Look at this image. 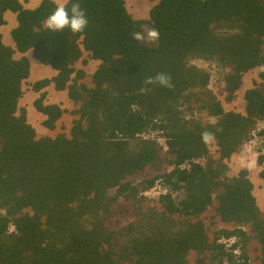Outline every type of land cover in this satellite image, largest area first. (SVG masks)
<instances>
[{
    "label": "trees",
    "instance_id": "1",
    "mask_svg": "<svg viewBox=\"0 0 264 264\" xmlns=\"http://www.w3.org/2000/svg\"><path fill=\"white\" fill-rule=\"evenodd\" d=\"M79 2L89 24L73 34L42 27L53 0L34 8L0 0V24L6 10L17 20L10 30L14 47L0 34V264H249L251 238L257 264H264V211L248 170L228 175L226 162L256 131L264 132L256 126L264 116V0H157L142 19L131 16L124 0ZM147 28L159 32L153 46L141 41ZM30 49L56 71L29 84L38 92L32 104L44 114L42 125L53 130L66 111L45 102L49 84L78 102L67 134L36 136L19 104L30 62L14 52ZM81 57L100 60L89 81L75 66ZM190 58L216 61L217 68H208L217 74L230 68L226 100L241 88L245 71L262 67L259 81L243 92V110L225 109L208 88L210 72ZM159 72L171 77V88L144 84ZM183 103L216 123L186 118ZM204 131L212 138L203 140ZM212 140L216 157L209 153ZM256 163L264 181V152ZM147 168L162 173L136 180ZM157 181L167 190L156 198L161 208H141L140 192ZM119 197L134 199L135 214L113 229L106 221ZM214 198L210 223L217 217L234 227L210 237L204 221L191 217ZM231 237L236 240L225 247L221 239Z\"/></svg>",
    "mask_w": 264,
    "mask_h": 264
},
{
    "label": "rangeland",
    "instance_id": "2",
    "mask_svg": "<svg viewBox=\"0 0 264 264\" xmlns=\"http://www.w3.org/2000/svg\"><path fill=\"white\" fill-rule=\"evenodd\" d=\"M157 0H137L133 4V8L129 9L128 11L130 12L131 16L135 19H142V18H148L149 14V9L150 7L156 3ZM146 2H149L148 7L146 12H143L142 8L146 6ZM141 38L145 44L147 45H155L156 44V39H151L150 37V30L145 29L143 32H141ZM88 53L84 52L83 57L87 58ZM90 59V63L87 67L89 68H96L97 67V60L88 57ZM32 62V68H30L32 76L33 77H45V76H50L52 75L54 69L51 68L48 65H45L38 61L37 59L33 60ZM88 61V60H87ZM82 61H77L78 65H82L84 63H87ZM204 61H208L207 59L205 60H198L194 59V63L197 64L198 66H201L204 70H206V64ZM209 61H214V60H209ZM216 62V61H214ZM77 65V66H78ZM219 66V65H218ZM211 68V67H210ZM217 68V64L215 66ZM224 72H225V66L224 68L221 67ZM262 69V67H254L251 68L247 71L244 72L242 76V85L241 88L236 91V93L233 95L231 99L225 98V95L227 94V91L225 90V79L224 76L227 72H225L224 75L222 74H217L216 71L210 72V78H209V83H208V88L210 91H212L213 94L220 100L221 104L225 107V109H233V110H243L244 108V100H243V90H245L248 87H252L254 85L253 80L259 81V76L258 73ZM227 70V68H226ZM230 71V69H229ZM90 75L87 74L84 78L81 80L89 81L90 80ZM31 81L25 80L23 84L24 92L22 97L19 99V104L20 106H24L26 109V115H27V120L35 126L36 130V136H44V135H49V136H55L59 132H65L66 134L68 133L69 126L72 124V121L74 118L77 117L76 114L73 113V111L78 107V102H74L72 99H70L67 95L66 90H55L53 86L45 87L43 88L46 91V97H45V102H56L59 103L62 108H64L66 111L62 113L61 117L57 121V124L53 130L47 129L42 125L41 119L39 118L38 111L35 110L32 101L34 99V96L36 97L38 95V92L33 91L30 89L29 84ZM230 100V101H228ZM181 108L183 110V113L186 115V118H191V117H197L202 120H208V121H213L214 116L209 115L207 111L204 110H199L193 105L191 108L188 106L186 103H183L181 105ZM257 127L261 130H264V117L258 120L257 122ZM155 135L153 133H149V136ZM143 136H148V133H144ZM263 138V141L260 143V139ZM160 143H163V138L158 137ZM131 140L130 142H132ZM213 141V140H212ZM254 143V144H253ZM210 155L212 157L217 156V146L215 145V142H210L208 145ZM264 149V132L263 134L260 133L259 131H256V136L254 137V140L252 143L250 142H245L241 148L232 154L229 159L226 160L228 166H229V171L228 175H233L236 174L239 170L246 168L248 170V176L253 182V192L254 195L256 196L259 207L261 211H264V205H262V202L264 201V182L261 180V178L258 176V171L260 169V166L256 163V158L259 155V152ZM164 149L162 148L160 152L163 153ZM200 162L204 163V159H200ZM167 165L166 161H163L161 163L162 167H165ZM170 166V165H167ZM162 173V169L160 168H147L143 173L136 175V180L140 178L141 176L144 175H150V174H160ZM135 180V181H136ZM160 181H157L154 183V185L149 188L148 190H145L143 192H140V194L143 195V200L141 203V208H146L148 207H155L156 209H160V205L156 202V198L159 193H162L165 190V186L161 185L159 183ZM179 193V192H176ZM175 194V193H174ZM214 202L215 198L213 200V203H211L203 212H201L198 216H192L191 218L194 220L196 218H201L205 225L208 226V233L209 236H212V233L215 229L224 227V228H233V224L231 223H224L220 221L217 217H215V222L210 223L211 219V214L213 213V208H214ZM134 199L131 198H123L119 197L117 202L114 204V209L112 216L106 221L107 225L110 228L113 229H118L120 226L126 224L128 221L132 220L134 218ZM245 230H247V233H252V231L249 229L248 226L244 227ZM233 240H236V238H229L225 239L222 238L221 241L225 242V247H229V245L233 242ZM121 241H117L115 244H119ZM258 246V243L255 241L254 238H251L249 242L246 243L247 247V252L250 256V263L249 264H257L258 259L256 258V254L258 253V250L256 249ZM255 248V249H254ZM188 259L190 262H193L195 260V254L191 252L188 256Z\"/></svg>",
    "mask_w": 264,
    "mask_h": 264
},
{
    "label": "clouds",
    "instance_id": "3",
    "mask_svg": "<svg viewBox=\"0 0 264 264\" xmlns=\"http://www.w3.org/2000/svg\"><path fill=\"white\" fill-rule=\"evenodd\" d=\"M88 24H89V20H88L87 12L83 7H81L79 0H56L54 9L42 21V27L45 30L53 32V33L62 32L65 29H68L73 34L81 33L85 30ZM150 37L151 39H154V40L158 39L159 32L155 29L150 30ZM133 38L134 39L139 38L138 34L133 33ZM189 61L190 63L198 66L197 64L193 62L194 58H190ZM208 65L214 68L216 66V62L208 60V63L206 64V70L210 71L211 69L208 68ZM198 67L201 68V66H198ZM227 72H229V68ZM144 84L146 86L160 85V86L167 87V88H171L173 86L171 82V77L163 72H159L155 76L147 77L144 80ZM145 90H150V88H146ZM211 123L215 124L216 121L213 120L211 121ZM201 135H202V139L205 141L212 138V134L208 131L202 132ZM166 191L167 190L165 189L163 192H166ZM234 241L235 240H233V242ZM234 252H237V251L235 250Z\"/></svg>",
    "mask_w": 264,
    "mask_h": 264
},
{
    "label": "crops",
    "instance_id": "4",
    "mask_svg": "<svg viewBox=\"0 0 264 264\" xmlns=\"http://www.w3.org/2000/svg\"><path fill=\"white\" fill-rule=\"evenodd\" d=\"M22 1V3H23V5L25 6V7H27V8H34V7H36L38 4H39V2L41 1V0H21ZM55 3H56V0H53ZM125 1V5H126V7L128 8V10L129 9H132L133 8V4L137 1V0H124ZM153 0H151V2H152ZM148 4H149V2H146V6L144 7V8H142L143 10V12H146V10H147V7H148ZM4 18H5V23H3V24H0V34H1V37H2V40H3V42L5 43V44H7V45H10V46H12V47H14V42H13V40H12V38H11V34H10V30H11V28L12 27H14L16 24H17V20H16V13L15 12H12V11H10V10H6L5 12H4ZM84 52H86V51H84ZM21 55H25V56H27L28 57V59H29V62H30V68H32V62H34V61H32L33 60V56H32V54H31V49L30 50H27L26 52H24V53H21V52H19V51H15L14 52V56L16 57V58H18V57H20ZM35 59V58H34ZM98 62H97V65L100 63V60L99 59H96ZM77 61H82V57L80 58V59H78ZM77 61H76V63H75V66L76 67H79V68H84L85 69V71H86V73L87 74H92V72L94 71V69L95 68H89V70L87 69V67H88V65H89V63H90V59H88V61H87V63H84V64H82L81 66L80 65H78V63H77ZM78 65V66H77ZM55 73H56V71L54 70L53 71V73H52V75H50V76H45V77H47V78H51L52 76H54L55 75ZM41 78H44V77H33L32 76V73H31V70H30V72H29V76H28V78L26 79V80H28V81H31V82H34L35 80H37V79H41ZM50 86V84L48 85V86H46V88L47 87H49ZM51 86H53L52 84H51ZM56 90V89H55ZM243 92H244V90H243ZM34 98H35V96H34ZM38 114L40 115L39 116V118L41 119V122H42V120L44 119V114H42V113H40V112H38ZM59 120V119H58ZM33 125V124H32ZM34 128H35V126H34ZM46 128V127H45ZM36 129V128H35ZM262 180V179H261ZM263 181V180H262ZM264 182V181H263ZM253 183V182H252ZM253 188H254V186H253ZM254 193V192H253ZM262 205H264V201L262 202Z\"/></svg>",
    "mask_w": 264,
    "mask_h": 264
},
{
    "label": "built area",
    "instance_id": "5",
    "mask_svg": "<svg viewBox=\"0 0 264 264\" xmlns=\"http://www.w3.org/2000/svg\"><path fill=\"white\" fill-rule=\"evenodd\" d=\"M229 69H230V68H229ZM253 140H254V138H251L250 140L247 141V143H248V142L251 143ZM262 152H264V149H262Z\"/></svg>",
    "mask_w": 264,
    "mask_h": 264
},
{
    "label": "bare ground",
    "instance_id": "6",
    "mask_svg": "<svg viewBox=\"0 0 264 264\" xmlns=\"http://www.w3.org/2000/svg\"><path fill=\"white\" fill-rule=\"evenodd\" d=\"M207 60H208V59H207ZM204 62H205V64H207V63H208V61H204ZM149 188H151V187H149ZM149 188H148V189H149ZM148 189H147V190H148ZM254 249H255V248H254Z\"/></svg>",
    "mask_w": 264,
    "mask_h": 264
}]
</instances>
